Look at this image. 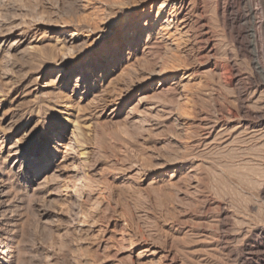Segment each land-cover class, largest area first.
Instances as JSON below:
<instances>
[{
	"label": "rangeland",
	"instance_id": "1",
	"mask_svg": "<svg viewBox=\"0 0 264 264\" xmlns=\"http://www.w3.org/2000/svg\"><path fill=\"white\" fill-rule=\"evenodd\" d=\"M176 1L0 0L5 264H235L223 236L238 246L264 225V127L227 113V66L246 93L253 71L216 0H184L181 25Z\"/></svg>",
	"mask_w": 264,
	"mask_h": 264
},
{
	"label": "bare ground",
	"instance_id": "2",
	"mask_svg": "<svg viewBox=\"0 0 264 264\" xmlns=\"http://www.w3.org/2000/svg\"><path fill=\"white\" fill-rule=\"evenodd\" d=\"M236 4H238L237 7H235ZM175 5H176V10H177L176 11V21L178 22L179 25L183 23H187L189 20L187 18V15H183V13H181L182 9L185 6L184 0H177L175 2ZM214 7H215L214 14L216 15L217 17L216 19L220 23L224 31V35L231 42L234 43L238 54L246 58L250 68L252 69L251 71L257 74L260 73L263 76V79H262L263 81L258 82V81H254V79L252 78L251 75L253 74V72L249 76L247 74V77L245 80L247 84L249 85L250 89H252L251 90L252 92L246 93L245 88L242 89L240 87L242 85V82L244 81L243 78L245 77H243V75L240 74V71L238 72L236 70L237 68L234 69L235 66L233 62L232 64L227 66V69L230 70L231 72V81H235L234 84L237 86V88H235L237 105H236V108L234 107V110L229 109L230 111L227 112L230 115L229 118H231L232 120V118L237 117L236 119H238L237 121L238 127H242L248 131L251 130L252 132H255L264 127V106L261 107L260 105L261 108L256 110L252 108V106L250 105L251 98H253L251 96L252 95L251 93H254L255 90H257L259 87L264 88V0H216ZM74 34L75 33H71V34L68 33L67 35L74 37L76 36ZM63 36L64 38L66 37L65 35H60V37H63ZM202 36L204 37L207 43V51L211 55H213L216 49H215V44L212 38L213 35L211 34V31L209 29L205 30ZM212 66L216 67V64L213 63ZM224 119L225 117L223 116L222 112L219 113V116L217 117L216 120H213V122L210 121L208 122V125H206L207 126L206 133L207 134L211 133L212 130L217 125H221L220 127H222L223 125L225 126ZM77 126L78 124L73 125V127H71L72 129H71V133L69 136L70 139L77 136L76 134ZM262 194L264 196V188L262 189ZM221 211H222L221 212V216H222L221 224L224 226H227V225L229 226L228 222L230 219L227 218L229 216L227 214V211L224 209ZM251 233H252L251 235L254 237L253 241H249L245 239L238 246H233L234 244L233 245L230 244V239L234 238L232 234L228 233L223 236L224 240H227V241L225 244L223 243L222 248L228 256H231V258L232 257L234 258L235 264H250L252 258L251 257L248 258L249 257L248 255L252 253V250L255 252L256 255H258V253L261 251L260 246L264 245V225L255 226ZM248 251L249 252L251 251V252L248 253ZM4 253H2V255L0 256V264H5L7 262V259ZM253 264H264V254L260 255V257L258 255L257 260L253 262Z\"/></svg>",
	"mask_w": 264,
	"mask_h": 264
}]
</instances>
